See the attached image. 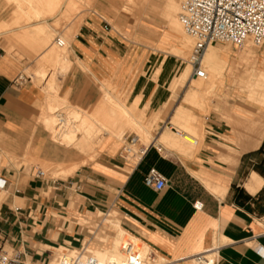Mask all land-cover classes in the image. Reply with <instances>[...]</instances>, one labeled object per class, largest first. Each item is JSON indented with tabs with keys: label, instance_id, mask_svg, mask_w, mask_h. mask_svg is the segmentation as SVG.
Masks as SVG:
<instances>
[{
	"label": "crops",
	"instance_id": "obj_1",
	"mask_svg": "<svg viewBox=\"0 0 264 264\" xmlns=\"http://www.w3.org/2000/svg\"><path fill=\"white\" fill-rule=\"evenodd\" d=\"M25 1L24 5L21 0H0V26L7 27L0 31V179L5 182L0 192L8 193L0 204V231L5 245L21 250L23 263L27 258L45 259L51 248L86 236L78 220L115 210L125 231L168 261L191 264V258L209 251L213 264H264V173L256 171L264 161V142L242 152L234 168L216 159L225 137L234 135L215 121L205 130L200 150L190 158L155 143L163 129L155 131L154 140L135 164L120 156L123 137L134 133L123 132L122 139L103 133L93 144L76 134L80 147L57 142L43 123L53 103L46 91L49 76L38 84L25 71L49 56L51 45H42L50 37L49 30L53 32L54 24L65 17L66 2L50 16L60 0H42V7H38L40 0ZM106 1L94 0L91 11L63 21L62 32L71 37L68 65L56 76L58 99L67 111L77 112L96 127L109 115L115 116L114 131L127 125L119 121L122 109L115 108V102L144 124L161 116L170 121L178 104L166 110L168 87L179 67L166 53L173 43L172 29L167 25L166 38L160 20H140L131 32L128 20ZM155 1L137 0L134 8H141L139 14L158 11L163 18L166 0H160V5ZM36 7L45 16L26 21L23 15L33 16ZM226 79L220 81L218 92L227 87ZM57 166L74 174L50 179ZM44 168L48 177H37L36 170ZM150 168L166 179L163 189L144 184ZM252 174L262 178L255 193L245 187ZM204 180L223 186V196L206 187ZM195 202L201 203V209L194 208ZM107 236L100 240L107 242ZM112 239L113 235L98 250L111 248Z\"/></svg>",
	"mask_w": 264,
	"mask_h": 264
},
{
	"label": "bare ground",
	"instance_id": "obj_2",
	"mask_svg": "<svg viewBox=\"0 0 264 264\" xmlns=\"http://www.w3.org/2000/svg\"><path fill=\"white\" fill-rule=\"evenodd\" d=\"M76 1H79V0H76ZM93 1L94 0H87L86 3L89 5H92ZM133 1L134 0H125V5H123V8L128 9V10H132L131 4ZM144 1H147V0H144ZM144 1L142 0L141 3H143ZM177 1H180V0H166V4L164 6V11L161 13L163 18H164V22L165 23L170 22L172 27L175 29V31L179 29V20H177L178 18H176L175 14H174V12L176 11V8H178L179 2L177 3ZM42 5H43V1L40 0L38 7H42ZM142 5H144V4H142ZM71 6H76L75 0L71 1ZM139 10H141V8ZM139 13L140 12L136 13L137 16H139L138 15ZM44 16H45V12L40 11L36 7L34 9L33 16L29 17L28 20H30V19L34 20L35 18L44 17ZM6 28L7 27L5 25L0 26V31L1 30L4 31ZM175 31H174V37H173L174 42L170 45V48L168 50H166V53L172 54L175 56H182V57L184 56V60H185V57L187 59V56H188L185 54V53H187L186 50L189 47H192L191 44H192L193 40L191 39V37L187 33H185L184 30H183L184 33L188 37H186V35L184 36L183 34L176 33ZM68 36L69 35L67 34V35H64L63 38L60 37L64 41V44H65L64 47L67 46V48H68V44L70 41V38ZM49 39H50V37H49ZM49 39L45 40L44 44L42 45V47H48V46H44L46 44L51 45L50 50L48 52L49 56H45L44 58H42V60H41L42 62L39 63V65H37V67L35 69H33L35 73H39V74L41 73L42 74V71L46 70L45 69L46 63H50L52 65H57V64L59 65L62 62V58H61L62 52H60L58 50L59 46L58 47H57V45L54 46L51 43L48 44ZM53 42H54V40H53ZM248 43H250V42H246L245 44H248ZM54 44H56V43L54 42ZM59 48H61V47H59ZM46 51H48L47 48H46ZM162 52H163V50H162ZM66 53H67V51H66ZM222 53H226V51L225 50L221 51V49L219 47H215L213 45H208V47L206 48L205 53L203 55V58H202V66L206 72V75L204 78H193L190 81L188 88L185 91L184 96H183L184 102L189 106L179 105L175 111L174 121L176 123L175 122L174 123L176 124L177 132L174 131V134H173L172 132L170 133L168 131V129H167V131L165 129V131L162 132V134L159 138V143L165 145V147H166V145L170 146L172 149H174L175 151L180 153V155H182L184 158L185 157L186 158L193 157V155L196 152H198L200 150V148L202 147V141L204 138V136H203L204 132L203 131H205V130H203V123H202L203 116L201 118L200 115H198L194 112V109H197L200 112L208 113L211 110V108H213V106L211 107V104H210V97L212 95L218 96L216 93V90H217L218 86L221 84L220 81L221 80L224 81L223 78H225L223 76H224V73L226 71L227 61H226L224 55L222 56ZM186 63H187V61H186ZM257 64L260 65V68H257ZM190 68H191L190 65L187 63V66L185 67L184 71L182 72L179 80L176 81V85L180 81H184L188 78V74L191 71ZM244 70H247L248 73H250V74H249V76H247V79H246V83L244 86L246 94L244 93L245 96L243 98H245L246 100L249 101L250 108L252 111L246 112L245 115L242 113V110H240V109H237V111H232V110L226 109L223 112H221V115L224 116V118L227 122V126L229 127L230 131L234 135L233 139L227 138V140L228 141L234 140V145L229 146L231 144H229V145H227L225 143L221 144L220 147L222 148V152H220V154H218L217 156L215 155L216 159L225 163V166L229 165V166H233V168H234V165L237 163L238 157L242 154V152L247 151V150L256 149L260 146L261 142H264V141H262V140H264V53L257 55L256 52L253 51V53L249 54L247 59H246ZM227 74L230 77H232V79H234V76H232L233 75V69L227 71ZM218 82H220V83H218ZM171 84H172V82L170 83V85ZM52 88L55 90V92L57 91V87H52ZM240 91L242 92V90H240ZM104 93H105V91H104ZM107 93H106V95H107ZM53 97L58 98L57 95H53ZM110 97L111 96H109V98ZM216 103H217V105H219V106H216L217 109L219 110L220 109V102L217 101ZM241 103H242V101H241ZM115 104H116V102H115ZM118 106H119V103H118ZM120 108L122 109V112L120 113V115L118 114L119 121L122 123L127 122V118L125 116L128 117V120H129V118H132V117L130 116V114L126 110H123L124 107L122 108L120 105L118 107V109H120ZM46 110H48V109H46ZM114 110H115V108H114ZM47 114L48 113L45 112V117L43 119L44 120L43 123H44V125H46L45 127H47V124H51L54 121L53 122L54 123V125H53L54 130H55L53 132L54 137H57L58 140H60V139L66 140V143L68 140L69 141L73 140V142L76 141V139H77L76 138V132L81 129L78 127L79 125L77 126L79 129L74 126L76 129L74 127L73 128L75 130H73V129L67 130L66 128H68L69 124L65 120H63L61 122V124H59L58 121H57V123H55V120H57V119H54L56 115L52 114L54 117L52 119L51 116H46ZM80 118L82 120V122L80 123V124H82L81 127L84 125V127H82V129L85 130L84 132L82 130V132L84 133V135L82 136V140L86 143H90V137L93 135L92 133L95 132V122H93V121H91V120H89L83 116H80ZM116 120L117 119L115 116L109 115L100 124L105 126V127L110 128V130L113 131L112 124H114L116 122ZM139 123H140L139 121H136V120L133 121V124L135 125V127H136V125L138 127ZM48 127H49V125H48ZM71 127L72 126H70V128ZM147 129H148V127H147ZM137 130H139V129H137ZM141 132H143V131H141ZM112 135H114V134H112ZM147 135H148V133H147ZM74 137H75V139H74ZM141 139H143V138H141ZM73 142H71L70 144H72ZM66 145H69V144L67 143ZM217 153H219V152H217ZM75 167H77V166L75 165ZM213 167H215V166H213ZM231 168L232 167H230V169ZM204 183L206 184V187H208L212 192L216 193V195L217 194L222 195L224 190L226 191V189L223 186L213 184V183H211V181L209 182V181L204 180ZM261 184H262V178L259 177L257 174H252L251 179L245 184V187L250 193H255L258 190V188L261 186ZM102 219H103V217H102ZM103 220L107 221V224H110L112 229L115 231L113 233L112 246H111V248L105 249V250H98L95 248L90 249L89 253H91V254L93 253L92 255L95 256L98 260H100L103 263H106L109 261L121 262L123 259L122 251L120 252L121 254L119 252H114V253L111 252V254H109V252L113 249L114 250H117V248L119 249V247H117V246L119 243V237H121L120 235L122 234V233L119 234V232L124 231V229L120 226L118 218L114 215L113 216L109 215L108 217H105ZM118 235H119V237H118ZM105 238H106V235L100 237V239H105ZM130 238H132L135 242L139 241L134 236H130ZM119 245H121V244H119ZM143 245H144L143 246L144 248H141V252L144 256H146L149 253V249H148L149 247L145 243H143ZM62 246L63 245H58V247H62ZM71 248H72L71 251L74 253V251H76V248H74L73 246ZM107 251H109L108 254L107 253L105 254V252H107ZM212 254L213 253H211V255ZM56 255H60V254L58 252H55V256ZM57 257L58 256H56V258ZM52 259H53V257H52ZM49 262H50V260H49ZM167 263H168V261H165V258H163L162 256H160V257L157 256V259L155 258V260L152 263L150 262V264H167ZM25 264H27V263H25ZM51 264H61V257L55 259ZM191 264H198V262H197V260L191 258Z\"/></svg>",
	"mask_w": 264,
	"mask_h": 264
},
{
	"label": "rangeland",
	"instance_id": "obj_3",
	"mask_svg": "<svg viewBox=\"0 0 264 264\" xmlns=\"http://www.w3.org/2000/svg\"><path fill=\"white\" fill-rule=\"evenodd\" d=\"M136 1L137 0H134L132 2V4H131L132 10H128V9H124L123 8V5H125V0H108V1H106V3H110V5L114 8V10H115V12L117 13L118 16L124 17V18H126V20H128V29L127 30L133 32L136 29V27L139 25L140 20H151V22H154V23H157V21L160 20L162 22V27H166L165 30H162L163 36L166 37V38L169 37V32H168V26H169L172 29L173 37H174L175 29L172 27L170 22H168L167 24L164 23L163 18L161 17V15L159 14L158 11H156V12L143 11L141 14H138V15H140L139 20H135V17L137 16L136 13L139 12L137 9L134 8V5H135ZM12 2H14L16 4L15 1H12ZM21 2H23L22 4H24V5L27 3L25 0H21ZM64 2H66V10L64 12V16L65 17L63 19H61L59 24L58 23L54 24V27H53L54 31L53 32H52V30L51 31L49 30V35L48 36H50V39L48 41V44L51 43L54 46H56V44H54L53 40L56 37L63 38V36L67 35V34L69 35L68 36L69 38L71 37V34L68 31L62 32V26H63L62 24H64L63 21L67 22L69 20L74 19L75 17H77L79 14H81L83 12H89V11L92 10V8L94 6V4L93 5L87 4L84 0H79V1L75 0L76 6H70L71 4L69 5V3H71V0H60L59 4H58V7L55 9L53 14H51L50 16H52L56 12H58V10L60 9V7H62V4ZM155 3H158L159 5L161 4L160 0H156ZM177 3H178V8H176V11L174 12L176 18H178V13L180 11V5L179 4L181 3V0L177 1ZM122 9L124 11H126V12H122ZM23 16H24L26 21H29L27 16H25V15H23ZM40 18H43V17H38V18H35V19H40ZM30 20H33V19H30ZM177 20H179V18ZM111 25H112V27L114 29H116L117 31H119V32H121L123 34H126V36L129 37V35H127L126 31H124L122 29H119L116 24L112 23ZM175 32L179 33V34H183L184 36L186 35L184 33L183 29H182L180 21H179V29L176 30ZM186 37H188V36L186 35ZM172 41L174 42V38H173ZM210 45H213L215 47H219L221 49V51L225 50L226 53L230 56V58L228 60H226L227 61L226 71H225L224 76H223V77L227 78L226 80L228 81V85H227V87L225 89L222 90V92H218V90H216V93H217L218 96H213L212 95L210 97V104H211V107L213 106V108H211V110L208 113L200 112L197 109H194V112L196 114L200 115L201 118L203 116V118H202L203 130H206L207 127H209V125L212 124V122H214V121L216 122V124L218 126H220V128L222 130H224V129L228 130L229 128L227 126V122H226L224 116L221 115V112H223L226 109H229V110H232V111H237V109H240V110H242V113L245 115L246 112H251L252 111L251 108H250L249 101L246 100L245 98H243L245 96L244 93L246 92L245 88H244L245 83H246V79H247V76H249V74H250V73H248L247 70H244V67H245V63H246V59H247L248 55L253 53V51L256 52L257 55H260L261 53H264V44L254 45L252 43H248V44H245L244 46H242L240 48H237V47H235L232 44L227 43V42L226 43L210 44ZM191 46H193V42H192ZM190 48L192 49V47H189L186 50L187 53H185V54L188 55V56H187V59L185 57V60H184V56L182 57V56H175V55L170 54L172 57H174L177 60V63L179 65V67L177 69V73L172 78L173 81L171 80L172 84L170 85V87H168L169 88V96H168V102H167V105H166V110H169L170 108H173L175 104H178V106L179 105L189 106V105H187L184 102L183 96H184L185 91L188 88V85H189L190 81L193 78H196V77L192 76L191 71H190L189 74H188V78L186 80L180 81L177 85H176V81L179 80L182 72L184 71L185 67L187 66L186 61L188 60L190 52H191ZM58 50L60 52H62L61 58L63 60L59 65L58 64L57 65H52L50 63H46L45 64L46 65L45 66L46 70L42 71V74L41 73L40 74L39 73H35L34 70L31 69V68H29V69H27L25 71V74L29 75V76H32L34 81L36 83H38V84L41 83V81H43L45 79V77H47V75H48L49 79L47 81L46 91H47L48 94H52V96L53 95H57V91L55 92V90L52 88L54 86L55 87L58 86V83H57V80H56L57 79V77H56L57 74L64 72L65 71L64 69L68 65L66 63V61H65L66 60V56H67V53H66L67 46H65V47L63 46L61 48L58 47ZM41 62L42 61H39L37 65H39V63H41ZM257 68H260L259 64H257ZM231 69H233V75L232 76H234V78H238L237 81L235 79H232V77H230L227 74V71H229ZM225 78H223V79L225 80ZM240 90H242V92ZM51 98L53 100V103L48 108V110H47L48 114L46 116H51L52 119H53L54 118L53 115H56L55 114L56 112H64V114H65L64 115V118H65L64 120L69 124L68 128H66V129L67 130H69V129L75 130L76 129L75 127H77L79 125L78 127L81 128V129L78 130L77 131L78 133L76 132V134H80L81 135L80 137H82L84 135L83 132L85 130L82 129V127H84V125L81 127L82 124H80L82 122V120L80 118L81 115L78 114V113H75V112L67 111L66 108L64 107L65 106L64 105L65 104L64 101H62V100H60L58 98H55V97H51ZM217 101L220 102V109L219 110L216 107V106H219L216 103ZM241 101H242V103H241ZM114 106H115V108L119 107L117 104H114ZM125 117L127 118V122H124L125 124H127L125 129H121L120 128L118 130H115V131L113 130L112 131V130H110V128L105 127V126H103L101 124H98L97 127L95 126V132L92 133L93 135L90 137V142L92 141V144H93L94 139H97L98 135H102L103 133L114 134L118 138L122 139L121 138L122 133L123 132H128V133H134V134L138 135V137L140 139V143L147 146L149 143L152 142V140H154L155 131L156 130L163 129V131H165V129H166V131H167V129H168V131L170 133L172 132L174 134V131L169 129V128L170 127L177 128L176 124H175L176 122L174 121V115H172V117H170V121H166L164 116L156 117L151 122L145 123V124H144V122L139 121L140 123L138 124V127H137V125L135 127V125L133 124L134 120L132 118H129V120H128V117L127 116H125ZM54 119H57V117L55 116ZM53 122L51 124H47V127H46V129L51 134L52 138L54 140H56L57 142H62L63 144H67V143L70 144L71 142H73V140H70L71 142L68 140L67 143H66V140H61V139L58 140L57 137H54L53 136L54 135L53 132L55 130H54V126H53L54 123ZM55 123H57V120H55ZM48 125H49V127H48ZM70 126H72V127L70 128ZM147 127H148L149 130L147 129ZM137 129H139V130H137ZM82 130H83V132H82ZM141 131H143V132H141ZM203 132H204L203 136H205L207 134V132L206 131H203ZM147 133H148V135H147ZM141 138H143L144 140L141 139ZM74 139H75V137H74ZM155 143L156 144L159 143V139H157V141H155ZM224 143L227 144V145L231 144L229 146H233L234 145V140H232L231 142H228L227 138L225 137ZM71 145L75 146V147H80L76 141L73 142ZM163 146H165V145H163ZM166 148L172 149L170 146H167V145H166ZM262 156H264V149H262ZM8 157L13 162L16 160L12 156H8ZM262 158H264V157H262ZM252 160H253L252 162L255 161V159H253V158H252ZM256 160L258 162V157H257ZM134 161L135 160H131L130 163H132ZM57 168H58V171H53L51 173V176H53V177L60 176V177L64 178L68 174H71V175L74 174L73 170L64 171V169L61 166H57ZM44 170H47V169L44 168ZM256 171L258 173H260V172L264 173V161H262L261 163H258V165L256 166ZM7 196H8L7 192H5V191L4 192H0V204L6 199ZM15 204L16 205H21L20 202H16ZM112 214L114 216H116L118 218V221H119L120 216L117 215L115 210H110V211H108L106 213H100L97 216L96 215H91L90 217H86V218H82L81 220H78L79 230L84 229L85 232H87V234L85 233L86 236L80 235V236H77V238L68 239V241H67L68 244L67 245H64L62 247H58L57 246L58 248H51L50 250H48V256L44 257L45 259H42V257L39 258V259L38 258L37 259L27 258L23 264H25L27 261L29 262L27 264H51L55 259L60 258L63 253H65V252L73 253L71 251V249H72L71 246L77 247L76 251H74V253L77 252L80 248H84V250L89 252L90 249H94V248L95 249H101L103 247H106L108 245V239L110 240V237L113 235V233L115 231L112 229L110 224H107V221H104L103 219L105 217H108L109 215L113 216ZM102 217H103V219H102ZM95 226H96V229L93 230L95 228ZM119 234H121L120 235L121 237H119V235H118L119 243H118L117 247H119V249L118 248H117V250L113 249L110 252L107 251V252H105V254L106 253L108 254V252H109V254H111V252H113V253L114 252H119L120 253L122 251V245H123L124 240H126L127 238H130V236H132L131 234H129L125 230L119 232ZM105 235H108L107 236L108 237L107 238V242L106 241L102 242L100 240V237L105 236ZM139 241L137 243L140 246V248H144L143 247L144 246L143 242L141 240H139ZM119 244H121V245H119ZM41 248L42 249H48L49 247L41 246ZM148 249H149V251H151L150 248H148ZM55 252H58L60 254V255H56V256H58L57 258L55 256ZM157 256H159V255H157ZM157 256L155 257L156 259H157ZM52 257H53V259H52ZM49 260H50V262H49ZM165 261H168V260L165 259Z\"/></svg>",
	"mask_w": 264,
	"mask_h": 264
},
{
	"label": "built area",
	"instance_id": "obj_4",
	"mask_svg": "<svg viewBox=\"0 0 264 264\" xmlns=\"http://www.w3.org/2000/svg\"><path fill=\"white\" fill-rule=\"evenodd\" d=\"M178 18L182 29L193 40V46L187 60L191 74L196 78H204L206 72L202 66V58L210 44L230 43L240 48L246 42L254 45L264 44V0H181ZM105 26L109 25L105 23ZM57 46H64V41L56 37ZM59 124L65 119L62 112H56ZM172 128L177 132L176 128ZM150 144V143H149ZM148 144V145H149ZM148 145L140 143L138 135L123 137L120 156L125 160L137 163L146 152ZM37 177H48L45 170L37 169ZM53 179V176H49ZM144 184L154 190H161L166 179L155 168H150L144 175ZM5 182L0 179V190ZM199 202L194 203L195 209H201ZM123 259L121 262H101L91 253L80 248L75 253L65 252L61 256V264H150L156 255L152 251L144 256L137 242L132 238L124 240L122 245ZM24 254L21 250L5 245V237L0 231V264H23ZM264 257V250H261ZM198 264H213L214 258L209 251L193 257ZM167 264H180V261H169Z\"/></svg>",
	"mask_w": 264,
	"mask_h": 264
}]
</instances>
